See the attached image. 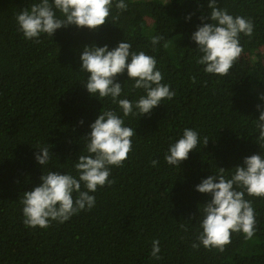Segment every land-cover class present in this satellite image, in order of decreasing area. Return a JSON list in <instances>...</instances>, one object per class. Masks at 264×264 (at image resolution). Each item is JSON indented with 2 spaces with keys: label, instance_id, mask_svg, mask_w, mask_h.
<instances>
[{
  "label": "trees",
  "instance_id": "obj_1",
  "mask_svg": "<svg viewBox=\"0 0 264 264\" xmlns=\"http://www.w3.org/2000/svg\"><path fill=\"white\" fill-rule=\"evenodd\" d=\"M39 2L0 0V264H264V199L247 194L256 219L252 239L233 233L223 253L191 247L202 231L203 205L211 200L196 186L218 168L230 178L244 158L264 156L254 124L257 105L264 110V0H217L254 27L250 38L240 35L243 52L223 77L197 63L201 53L191 40L201 17L210 15V0H124L123 12L114 0L100 31L62 28L34 43L19 31L16 16ZM154 36L163 37L155 46ZM124 41L156 59L162 83L175 93L150 116L123 117L110 97L91 96L83 87L89 75L80 70L84 47L112 50ZM116 82L122 85L118 99L134 103L145 95L126 71ZM107 110L136 133L124 166L110 169L114 183L90 193V211L45 229L25 227L23 194L49 171L76 176L74 164L87 154L84 137ZM186 128L198 132L200 143L179 167L171 166L165 155ZM38 146L52 153L45 166L35 160ZM153 240L160 260L151 257Z\"/></svg>",
  "mask_w": 264,
  "mask_h": 264
},
{
  "label": "clouds",
  "instance_id": "obj_2",
  "mask_svg": "<svg viewBox=\"0 0 264 264\" xmlns=\"http://www.w3.org/2000/svg\"><path fill=\"white\" fill-rule=\"evenodd\" d=\"M113 3L114 0H40L33 3L30 10L23 8L17 14L16 22L24 38L34 43H40L42 34L53 37L62 28L75 27L98 32L108 24ZM208 7L210 15L201 17L202 25L197 27L191 40L201 53L197 63L205 66L206 73L223 77L229 74L243 52L240 35L250 38L254 27L250 19L233 17L227 9L218 7L217 0H210ZM115 8L123 12L127 11L128 5L124 0H119ZM115 19L117 17H113ZM205 19H210L212 23H203ZM162 39V36H154L151 43L155 46ZM80 61V70L89 74L83 87L91 96L98 95L100 99L110 97L122 110L123 117L150 116L162 101L175 96L170 86L162 83L163 76L156 68V59L143 51H132V45L128 42H120L112 50L107 45L85 46ZM125 71L128 79L134 81L132 87L145 93L134 103L128 99H118L122 94V85L116 81ZM260 99L264 100V94ZM257 110L260 111L259 119L254 120L259 132L257 144L264 147V110L260 105H257ZM80 123L83 124V121ZM124 123V119L115 111L107 110L99 114L90 125V134L84 137L87 154L79 155L74 164L77 175L49 171L40 177L38 186L23 194L20 202L25 227L45 229L52 222L63 224L81 211H90L95 206V196L90 193L114 183L109 179L110 169L123 167L132 150L131 138L136 133ZM208 140L204 138L205 146ZM199 143L197 131L184 129L182 137L170 145L165 155L166 162L179 167ZM38 149L35 160L45 166L52 153L48 146H38ZM151 163L155 167L158 161ZM232 170L228 178L226 170L218 168L215 175L203 179L196 186L197 192L210 195L211 200L203 205L202 231L191 245L194 250L202 245L209 251L215 249L223 253L231 243L233 233H242L248 240L255 235V211L251 201L245 199V194L264 199V156L253 154L246 157L243 166H236ZM159 253V241L153 240L151 257L160 260L162 257Z\"/></svg>",
  "mask_w": 264,
  "mask_h": 264
}]
</instances>
